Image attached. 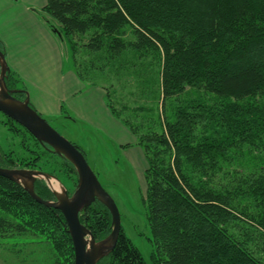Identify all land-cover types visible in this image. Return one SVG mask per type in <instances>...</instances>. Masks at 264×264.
Masks as SVG:
<instances>
[{
	"label": "trees",
	"instance_id": "1",
	"mask_svg": "<svg viewBox=\"0 0 264 264\" xmlns=\"http://www.w3.org/2000/svg\"><path fill=\"white\" fill-rule=\"evenodd\" d=\"M42 11L76 76L105 89L142 148L152 263L264 264V0H45ZM127 87L151 100L138 110L154 122L128 114L118 91ZM4 118L18 147L0 145V166L63 174L71 193L73 165ZM34 191L54 199L43 179ZM79 219L96 240L111 231L98 200ZM122 228L96 264H145ZM33 236L50 242L58 264H73L61 211L0 176V239Z\"/></svg>",
	"mask_w": 264,
	"mask_h": 264
},
{
	"label": "crops",
	"instance_id": "2",
	"mask_svg": "<svg viewBox=\"0 0 264 264\" xmlns=\"http://www.w3.org/2000/svg\"><path fill=\"white\" fill-rule=\"evenodd\" d=\"M36 1L0 0V47L17 78L16 87L27 92L37 111L64 114L70 123L79 119L84 129L112 136L122 149L137 145L135 136L110 112L105 89L76 76L70 53V59L63 55L61 33L46 23L45 0ZM78 141L86 155V147Z\"/></svg>",
	"mask_w": 264,
	"mask_h": 264
},
{
	"label": "rangeland",
	"instance_id": "3",
	"mask_svg": "<svg viewBox=\"0 0 264 264\" xmlns=\"http://www.w3.org/2000/svg\"><path fill=\"white\" fill-rule=\"evenodd\" d=\"M45 14L50 18L47 13ZM61 48L63 55L69 58V47L64 37ZM118 91H122L124 95L122 102L129 107L128 114L137 119L155 121L154 116L148 115L145 110H138L142 105L148 108L150 99H145V97L140 99L138 90L133 87H127L124 92L123 89H118ZM41 112L38 111L53 128L78 148L81 147L77 142L81 140L87 149L85 156L88 165L117 205L124 233L137 247L144 263L153 264L150 257L153 246L148 239L151 234L143 204L146 187L144 169L147 162L142 148L139 145H133L122 149L117 145L118 141L112 139V136L108 138L94 128L90 131L84 129L83 122L79 119L70 123L64 114L55 116L50 115L47 110ZM5 121L4 116H0V145L5 152L11 149L17 151V142L7 130L8 125L5 124ZM50 176L57 181L55 187H59L58 183L66 188L71 187L70 181L63 174L60 175V178L54 175ZM218 179L216 177L213 181L217 183ZM33 237L0 239V264H58V255L50 242L44 237Z\"/></svg>",
	"mask_w": 264,
	"mask_h": 264
},
{
	"label": "water",
	"instance_id": "4",
	"mask_svg": "<svg viewBox=\"0 0 264 264\" xmlns=\"http://www.w3.org/2000/svg\"><path fill=\"white\" fill-rule=\"evenodd\" d=\"M53 30L60 35L59 31ZM9 72L10 67L0 49V112L23 126L39 142L50 146L53 152L65 157L73 165L77 181L73 191L69 193L61 184L59 190L51 187L52 177L39 169L0 166V176L22 185L35 201L59 209L71 237L73 264H96L112 250L119 236L121 223L117 205L88 165L83 151L61 135L38 113L30 104L25 90L7 86L6 78ZM14 92H24L25 96L23 99L16 98ZM36 179L45 181L54 194L53 200L43 199L36 194L34 191ZM95 200L105 205L111 214V231L100 240H96L90 229L79 219V213Z\"/></svg>",
	"mask_w": 264,
	"mask_h": 264
},
{
	"label": "flooded vegetation",
	"instance_id": "5",
	"mask_svg": "<svg viewBox=\"0 0 264 264\" xmlns=\"http://www.w3.org/2000/svg\"><path fill=\"white\" fill-rule=\"evenodd\" d=\"M6 80H7V78H6ZM6 83H7V82H6ZM7 86H8L9 88H17L16 85L11 86V85H8V84H7ZM20 93H21V92H14L13 95H14L16 98L23 99V97L20 96ZM0 116H4V114H3L2 112H0ZM4 117H5V116H4Z\"/></svg>",
	"mask_w": 264,
	"mask_h": 264
},
{
	"label": "bare ground",
	"instance_id": "6",
	"mask_svg": "<svg viewBox=\"0 0 264 264\" xmlns=\"http://www.w3.org/2000/svg\"><path fill=\"white\" fill-rule=\"evenodd\" d=\"M50 182H51V187H53L54 189H56V190H59V188H60V184L58 183V185H59V187L57 186V187H55V182H57L54 178H51L50 179Z\"/></svg>",
	"mask_w": 264,
	"mask_h": 264
}]
</instances>
